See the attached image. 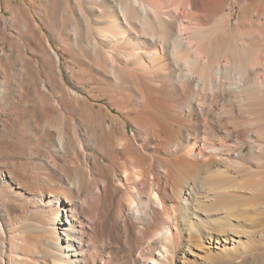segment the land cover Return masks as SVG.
<instances>
[{
  "label": "bare ground",
  "instance_id": "obj_1",
  "mask_svg": "<svg viewBox=\"0 0 264 264\" xmlns=\"http://www.w3.org/2000/svg\"><path fill=\"white\" fill-rule=\"evenodd\" d=\"M0 264H264V0H0Z\"/></svg>",
  "mask_w": 264,
  "mask_h": 264
}]
</instances>
